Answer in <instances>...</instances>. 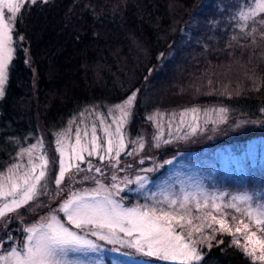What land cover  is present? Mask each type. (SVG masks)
I'll use <instances>...</instances> for the list:
<instances>
[{
    "label": "trees",
    "instance_id": "1",
    "mask_svg": "<svg viewBox=\"0 0 264 264\" xmlns=\"http://www.w3.org/2000/svg\"><path fill=\"white\" fill-rule=\"evenodd\" d=\"M242 1L252 0H48L26 6L13 32L15 55L0 98V171L35 139L39 125L60 128L84 106L115 103L135 89L132 130L148 123L144 113L153 108L223 104L259 114L264 25L249 20L242 27ZM192 11L196 26H188ZM262 133L264 124L247 126L226 140ZM219 238L223 243L206 249L199 264H254L229 234Z\"/></svg>",
    "mask_w": 264,
    "mask_h": 264
},
{
    "label": "rangeland",
    "instance_id": "2",
    "mask_svg": "<svg viewBox=\"0 0 264 264\" xmlns=\"http://www.w3.org/2000/svg\"><path fill=\"white\" fill-rule=\"evenodd\" d=\"M252 4L253 1L242 2V6L237 11L238 17L241 11H247ZM189 19L191 20H189L188 26H196L195 11L190 13ZM188 31V27L184 29V34L187 37H189ZM176 76L173 77L172 81H175ZM126 98L115 103L103 101L86 105L69 117L60 128L47 130L39 125L35 139L27 143L26 146L20 147L12 162L0 171V183H3L7 190L12 183L8 180V177L12 176L13 180L23 185L21 177L26 172H30L32 165L37 166L33 175H38L39 165L41 164L40 157L45 154L49 159L53 157L57 138L63 140L66 164L79 163V161L69 158L71 146L75 145L76 129L80 128L82 130L81 143L83 144L85 143L83 129L87 128L89 132L88 139L90 140L91 125L96 123L97 136L100 138L101 143H104L107 137L100 126V116L102 114L105 117V123L111 124L110 131L113 133L115 145L118 137L115 135L116 124L112 121L114 117H119L120 114L114 110V105L122 103ZM138 99L139 91L137 92L136 102L130 109L131 115L121 129L127 147L121 152L119 163L113 167L108 164L107 160L102 163L97 156L87 157L85 153L86 159L91 160L93 170L82 176L88 166L87 163L80 164L82 170L79 172H76L73 168L71 173L66 174L65 181L60 186L64 189L62 195L64 198H68L72 193L84 195L103 185L112 192V198L120 201L124 207L147 204L167 209V204H157V202L164 201L165 198L182 200L183 196L188 194L192 197L186 202V206L191 209L192 225L200 226L203 224L204 235H215L212 244L217 243V241H220L219 236L221 234L228 233H220L219 231L213 233L212 229L207 228V224L211 223L213 228L219 229V225L211 220V216L207 215L212 213L220 218V213L212 208V197L220 196L223 193V200L215 201L221 205L233 202V196L243 195L253 197L252 204L254 207L264 203V133L249 138H237L232 142L226 140L231 132L239 128L258 127L264 124V111H262L264 108H261L260 113L255 116L236 113L234 108L223 104H191L169 109L153 108L144 113L148 123L145 121L139 122L135 125L136 129L132 130V127H134L132 124L137 117L136 103ZM191 109H197L198 111L193 113L190 111ZM220 109L225 111L220 112ZM109 110H113L114 116L108 115ZM81 113H83V116ZM182 113L183 117L181 118ZM152 116L155 119L149 120L148 118ZM181 119H183V123H181ZM190 126L197 127L195 134L191 133ZM58 134H63V136L58 137ZM154 137H159L160 147H156L157 140ZM141 139L144 143L143 150H139L136 143ZM165 141L169 142L165 143ZM38 142L43 147L38 146L31 153L24 151L30 149L33 145H38ZM133 150H136L134 155L125 154ZM164 153L165 155L162 156ZM55 155L58 157V153H55ZM141 160H143V163H140ZM169 160L171 163H166ZM94 167L104 168L106 176L101 177L99 173L94 171ZM143 169L155 170L145 172ZM55 173L58 174V163L55 166ZM73 173V179L68 180L67 176ZM110 173L112 176H116L115 181L112 180ZM138 175L147 177V182L143 188H140L136 183L125 185L122 182L125 178L135 181ZM101 178L102 180H100ZM54 179L53 166L49 165L45 178L40 182V185H37V190L41 194L30 201L27 206L18 209L16 213L7 214V216H13L14 218L8 220L6 227L0 228V240L3 241L0 244V256H7L12 248L23 252L28 235L24 230L34 224L43 222L50 216L56 201L60 199V195H56V199H53V195L57 192ZM113 183L118 184L124 191L116 195L115 189H111ZM44 184H46V187L42 188L41 185ZM106 194V192L101 191L99 198L102 199ZM205 196L210 198L208 207L203 206ZM121 197H123V200H121ZM16 198H19V191ZM11 199L12 197H0V207H3L5 202H10ZM197 200L201 204L199 210L196 208ZM234 202L241 209L247 207V204L239 200ZM176 208L178 211H182L179 209V205ZM223 210L227 214V222L233 228V234H229L230 242L234 244L235 235L239 238L240 244L243 245L246 242V236L235 233V228L241 226L239 225L240 220L250 223L249 218L233 208L224 207ZM62 215L61 213L60 216ZM7 216L0 218V220L7 219ZM233 216L236 217L235 221L232 220ZM62 222L66 223V221ZM250 226L253 231L256 230L254 225L250 224ZM185 230L190 229L186 228ZM80 234L86 235L87 239L98 243L100 248L95 252L89 250L68 251L67 255L62 258L72 262V264H174V262H164L153 257L142 256L134 249L125 248L121 245L99 241L90 233L81 232ZM257 236L264 238V232H257ZM192 239L199 241L201 235L194 233ZM197 247L202 249L203 253L208 249L207 243L198 244ZM114 248L118 251H113ZM238 248L243 251L242 247ZM257 255H259V252H257ZM248 257L253 260L252 257ZM256 262L261 264L259 261ZM0 264H8V262L0 260Z\"/></svg>",
    "mask_w": 264,
    "mask_h": 264
},
{
    "label": "snow or ice",
    "instance_id": "3",
    "mask_svg": "<svg viewBox=\"0 0 264 264\" xmlns=\"http://www.w3.org/2000/svg\"><path fill=\"white\" fill-rule=\"evenodd\" d=\"M37 3H48V0H0V98L5 96L6 85L9 80V67L14 59L15 48L13 47L14 39L13 32L16 23L21 19V11L28 5H36ZM261 17L259 21L256 17ZM239 17L244 21L242 27H247V22L252 20L253 23L264 25V0H253L247 11H241ZM256 29H252L255 31ZM23 36H19V40H23ZM28 63V61H25ZM137 91L132 92L120 104L114 105V110L119 112V117H114L112 123L116 124L115 135L118 137L116 144L113 142V133L110 131L111 124L105 123V117L100 116V126L102 127L107 140L101 143L97 136V124L91 125L90 140L87 128L83 129V138L85 143H81V129L77 128L75 132V145L71 146L70 159L79 161V163L66 164L65 162V147L63 140L57 138L55 141L54 155L51 159L48 156L40 157L41 164L38 175H33L36 171V165H32L30 172H26L21 179L23 185L13 180L12 176L8 180L12 181L10 187L6 190L5 185L0 183V197H12L10 202H5L3 207H0V218H5L7 214L16 213L21 207H25L30 201H33L41 193L37 190V185L45 178L46 171L49 165L54 169V184L57 186V192L53 195H60V199L56 201V205L52 208L51 214L43 222L34 224L26 228L24 231L28 233L27 243L24 245V251L20 252L16 248L8 253L7 256H0V260L8 262V264H72V262L63 259L68 251H97L100 245L93 240L87 239L86 235H81V232L90 233L99 241H106L109 244L121 245L125 248L134 249L135 252L142 256L153 257L164 262H174V264H199L204 260L202 249H198V244L207 243L208 249L213 247L212 241L215 240V235H204V225L193 226L191 209L186 206L192 197L188 194L183 196L182 200L165 198L164 201L157 202L167 204V209L158 206L136 205L133 207H124L120 201L112 198V192L103 185L93 189L90 193L84 195L72 193L68 198L62 195L64 189L60 186L65 181L66 174L71 173L74 168L76 172L81 171L80 164L87 163L88 171L93 170L90 159L87 157L97 156L103 163L107 160L108 164L115 167L119 163L121 152L127 147L125 144L121 129L131 115L130 109L134 106L137 98ZM193 113L197 109H191ZM224 112V109H220ZM264 111V109H262ZM83 116V113H81ZM108 115L114 116L113 110H109ZM183 113L181 114V118ZM149 120H154L155 117H149ZM195 119V117H194ZM183 123V119H181ZM191 127V133L195 134L197 127ZM63 134H58L62 137ZM157 140L156 147H160L159 137H154ZM169 141H165L168 143ZM139 150H143L144 143L142 139L136 142ZM43 147L38 142V145H33L30 149H25V152L31 153L37 147ZM136 150L126 152V155H134ZM58 153V157L55 155ZM103 153V154H102ZM31 163V160H30ZM58 163V174L55 173V166ZM143 163V160L140 161ZM171 163V161H166ZM16 167V166H14ZM95 172L103 174L102 168L95 167ZM155 169H143L145 172H151ZM11 172V169L9 170ZM74 173L68 175V180H72ZM117 178L112 176V180ZM125 185L136 183L143 188L147 182L146 176H137L135 181L127 178L122 181ZM46 187V184L41 185ZM111 189H115L116 195L124 189L118 184L113 183ZM19 191V198L17 193ZM101 191L107 194L100 199ZM223 193L220 196L212 197V208L217 213H220V218L212 213L211 220L219 225V229L213 228L211 223L207 224V228L212 229L215 233L233 234L232 225L227 222V214L224 212V207L235 209L247 216L250 223L239 221V225L235 228V233L246 236V242L241 245L239 238L234 235L233 243L238 247H242L243 251L253 258L254 264L256 261L264 264V238L257 236V232H264V203L258 204L255 207L252 204L253 197L250 195L233 196L232 201L227 205L217 204L216 200H223ZM209 197L205 196L204 207H208ZM123 200V197H121ZM241 201L247 204V207L241 209L234 201ZM179 205L178 211L176 206ZM201 204L196 201V208L199 210ZM63 214L60 216V214ZM13 216H7V219L0 220V228L6 227L8 220L13 219ZM199 219V217H197ZM235 221L236 217H232ZM62 221H66L62 222ZM255 226V231L252 227ZM67 225V226H66ZM186 228L190 230H185ZM194 233H199L201 239L195 241L192 239ZM122 234V235H121ZM11 239V237H9ZM3 241L0 240V244ZM223 241H217V244H222ZM118 251V249H113ZM259 252V255H257Z\"/></svg>",
    "mask_w": 264,
    "mask_h": 264
},
{
    "label": "flooded vegetation",
    "instance_id": "4",
    "mask_svg": "<svg viewBox=\"0 0 264 264\" xmlns=\"http://www.w3.org/2000/svg\"><path fill=\"white\" fill-rule=\"evenodd\" d=\"M88 168H89V166H87V167H86L85 173H87V172H88ZM102 171H103V174L99 173V175H100L101 177H105V176H106V173L104 172V171H105V169H104V168H102ZM110 176H112V175H111V173H110ZM100 180H102V178H101Z\"/></svg>",
    "mask_w": 264,
    "mask_h": 264
}]
</instances>
